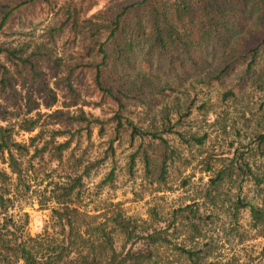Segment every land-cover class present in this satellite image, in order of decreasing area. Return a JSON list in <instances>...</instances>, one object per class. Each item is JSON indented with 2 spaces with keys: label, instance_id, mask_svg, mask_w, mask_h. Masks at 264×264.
<instances>
[{
  "label": "trees",
  "instance_id": "1",
  "mask_svg": "<svg viewBox=\"0 0 264 264\" xmlns=\"http://www.w3.org/2000/svg\"><path fill=\"white\" fill-rule=\"evenodd\" d=\"M101 2L0 0V264H213L204 242L212 213L197 203L165 215L151 208L149 221L127 216L119 203L90 211L84 180L127 135L135 147L129 173L140 158L145 178L165 186L170 168L188 163L173 142L190 150L208 141V133L186 128L195 111L213 114L211 102L195 107L190 89H222L219 102L234 101L247 85L264 93V0ZM38 14L52 17L41 42L5 41L9 29ZM106 124L113 137L103 154L80 151L82 136L90 142L97 128L103 137ZM19 133L27 141H18ZM233 150L215 169L211 156L205 159L211 177L200 198L224 210L233 229L246 212L250 229L263 237L264 197L252 204L241 192L246 182L264 190V116L248 143ZM36 172L44 176L29 195L26 179ZM113 180L112 168L99 185ZM32 196L50 210L34 236L22 203Z\"/></svg>",
  "mask_w": 264,
  "mask_h": 264
},
{
  "label": "rangeland",
  "instance_id": "2",
  "mask_svg": "<svg viewBox=\"0 0 264 264\" xmlns=\"http://www.w3.org/2000/svg\"><path fill=\"white\" fill-rule=\"evenodd\" d=\"M88 1L100 3L99 5L102 3L101 0ZM51 21L50 15L38 14L24 27L14 26L9 29L5 41L11 42L13 45L39 43L44 39L42 38L44 31ZM221 91L222 89L216 90V87H197L189 90V100L195 99V107H199L204 102H211L213 114L205 117L203 111H195L187 120L186 128L198 135L208 133L209 137L205 146L194 147L190 150L173 142L188 163H175L170 168L168 182L165 186L159 187L145 178L140 158L136 160L132 173H129V155L135 150V147L129 145L128 136L124 135L120 140L113 142V156L108 158L107 162L96 173L84 180L83 203L87 205L86 209L90 211L102 210L119 203L127 216L137 220L149 221L148 210L151 208H155L160 214L165 215L172 209L197 203L201 206L203 213H212L210 224L205 232L204 242L211 244L210 261L213 264H256L259 261H264V236L257 237L255 231L250 229L246 212L240 214L238 225L233 229L232 221L224 210H213L207 202L200 198V192L204 190L209 177H211V173L204 171L205 159L211 156L210 163L214 169L217 168L218 161L224 157H231L235 147L248 143L249 136L256 126V121L264 116L263 91L247 85L240 92H236L234 101L219 102L217 94ZM176 95L179 94L176 93ZM173 96L174 93L170 94L167 103L171 102ZM64 101L66 100L59 96L57 107L62 108ZM87 110L85 108V111ZM140 114L143 116L144 111H141ZM110 115L103 116L104 120ZM250 116L252 117L251 120L245 124L246 119ZM143 117L146 119L150 116ZM28 137L26 134L19 133L16 139L27 141ZM112 137V127L109 124L105 126L103 137L97 136V128H95L90 142H87L82 136L80 151L85 149L89 157L101 156L107 149L108 142ZM43 167L48 169L50 165ZM112 168L114 169L113 182L100 186L99 183ZM43 176L37 172L29 174V178L26 179L27 183L31 185L29 195L36 188V183L43 179ZM46 184L47 181L43 182L40 189ZM228 188L229 186L227 193ZM235 191V188L231 187L230 194H234ZM257 195L264 197V190L259 194L251 182L244 183L241 192L242 197L252 204H257L261 201ZM22 203H28L23 205V212L28 214L27 230L29 234L32 236L39 234L49 220V207L41 208L34 200V196ZM182 238L184 236H181L179 241ZM122 243L121 238L116 236L115 248L117 250H121Z\"/></svg>",
  "mask_w": 264,
  "mask_h": 264
}]
</instances>
